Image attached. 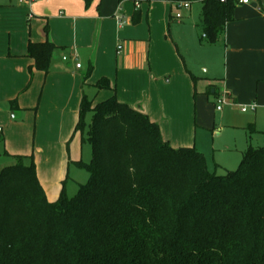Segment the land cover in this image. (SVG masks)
<instances>
[{
	"label": "trees",
	"instance_id": "16d2710c",
	"mask_svg": "<svg viewBox=\"0 0 264 264\" xmlns=\"http://www.w3.org/2000/svg\"><path fill=\"white\" fill-rule=\"evenodd\" d=\"M94 1L85 0L86 8ZM237 6L204 2L209 44L234 21ZM56 50L48 40L29 43L31 78L34 70L49 74ZM95 87L115 91L107 78ZM11 104L16 112L17 101ZM76 131L92 159L75 163L90 177L72 198L64 183L50 202L34 155L5 153L13 161L0 171V264H264V145H250L237 170L218 175L195 147L173 148L147 114L115 95L94 104L85 92ZM249 131L251 140L258 131Z\"/></svg>",
	"mask_w": 264,
	"mask_h": 264
},
{
	"label": "crops",
	"instance_id": "0c3cea01",
	"mask_svg": "<svg viewBox=\"0 0 264 264\" xmlns=\"http://www.w3.org/2000/svg\"><path fill=\"white\" fill-rule=\"evenodd\" d=\"M205 1L95 0L89 8L85 0L0 4L3 149L9 155H34L38 180L50 202L58 199L64 183L66 188L69 159L73 164L83 160L67 156L68 131L56 130L42 117L49 92L68 97L78 109L83 92L94 104L115 95L157 123L173 148L192 147L179 145L174 137L188 128L194 114L201 119L199 101H209V91L211 96L217 91L239 103H256L264 113V0L238 5L234 21L215 44H209L203 33ZM180 3H189L190 8H180ZM174 8L183 11L181 19L173 16ZM136 12L140 22L135 25ZM157 18L164 32L156 31ZM47 40L57 47L50 72L34 70L31 78L34 60L27 57L28 45ZM103 78L115 91L96 89ZM217 82L220 87L213 85ZM88 87L94 89L92 97L86 93ZM12 101H17L16 112Z\"/></svg>",
	"mask_w": 264,
	"mask_h": 264
},
{
	"label": "rangeland",
	"instance_id": "374dc122",
	"mask_svg": "<svg viewBox=\"0 0 264 264\" xmlns=\"http://www.w3.org/2000/svg\"><path fill=\"white\" fill-rule=\"evenodd\" d=\"M0 2V4H7L9 0H0ZM182 12V10L179 11L174 8L173 16H176L178 13L184 15ZM157 20H160V18H157L154 22L156 31L164 32ZM162 38L161 41L163 42L165 35ZM213 85L220 87L219 82ZM86 90V93L92 97L94 89L88 87ZM208 97L209 101L205 98H201L199 101V108L202 114L201 119L199 118L197 121L196 114H194L190 119L188 128H185L181 135L174 138L179 145L192 146L202 152L207 160L208 169L213 173L223 175L226 172L224 170L235 171L239 167L243 159V153L247 151L250 144L249 127L254 125L257 131L264 132V113L261 112L262 108L256 103H239L230 98L227 99L222 112H217L216 98L213 96ZM43 103L41 115L46 122L56 130L68 131L69 133L68 141L65 145L67 156L80 158V160L86 163L90 162L92 159V148L89 143L82 142L81 132L76 131V126L79 122V109L77 105L75 107L68 100V97L61 94L60 96H55L51 92L46 94ZM252 106H255V110L251 108ZM241 109H247V112L243 114ZM194 112L196 113V111ZM91 119L92 113H88L85 119V133H87ZM199 123L203 125L207 124L209 129L201 127L202 125ZM0 137L4 138V134H0ZM252 137L251 144L253 147L257 148L264 145L263 133H255ZM12 161L5 154L3 145H0V171L12 164ZM69 167L66 193L72 198L77 194L79 186L89 181L90 175L87 170L78 167L75 163H71L70 159Z\"/></svg>",
	"mask_w": 264,
	"mask_h": 264
},
{
	"label": "built area",
	"instance_id": "2783aa9c",
	"mask_svg": "<svg viewBox=\"0 0 264 264\" xmlns=\"http://www.w3.org/2000/svg\"><path fill=\"white\" fill-rule=\"evenodd\" d=\"M25 3L27 4H31L32 0H23ZM227 0H220L221 3H225ZM237 4L239 6H249L252 5L254 3H257L258 0H236ZM138 5V4H137ZM139 6V5H138ZM180 8H184V9H189L190 8V4L189 3H180L179 5ZM177 19H181L182 15L181 14H177L176 15ZM121 50V47H119V51ZM78 68H80V65H77ZM227 99H229L228 94L226 93H221L219 94V96L216 98V110L222 111L223 106L227 103ZM253 110H255V106L251 107ZM241 111L243 113L247 112V109H241ZM1 131V130H0Z\"/></svg>",
	"mask_w": 264,
	"mask_h": 264
}]
</instances>
